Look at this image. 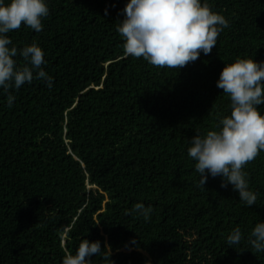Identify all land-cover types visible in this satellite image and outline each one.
Here are the masks:
<instances>
[{"label": "trees", "instance_id": "trees-1", "mask_svg": "<svg viewBox=\"0 0 264 264\" xmlns=\"http://www.w3.org/2000/svg\"><path fill=\"white\" fill-rule=\"evenodd\" d=\"M128 2L45 0L42 31L7 34L18 65L20 49L41 47L52 87L0 86V264H62L82 239L110 245L113 264H264L249 243L264 222V150L243 168L259 193L251 206L221 176L199 186L188 156L197 131H219L231 114L217 87L224 66L264 63V0H201L229 25L180 69L125 54ZM136 203L151 206L147 221L126 214ZM237 226L243 238L229 246ZM103 254L93 264H107Z\"/></svg>", "mask_w": 264, "mask_h": 264}, {"label": "clouds", "instance_id": "clouds-1", "mask_svg": "<svg viewBox=\"0 0 264 264\" xmlns=\"http://www.w3.org/2000/svg\"><path fill=\"white\" fill-rule=\"evenodd\" d=\"M107 11V10H106ZM124 19L117 27L124 39V52L135 58L143 57L148 63L160 68L180 69L199 58L201 51L208 55L217 44V38L229 21L214 12L201 0H129L123 9ZM45 0H0V86L5 92L19 89L26 82L44 80L52 87V77L41 67L44 53L35 42L19 50L26 62L18 65V49L9 45L8 33L18 30L22 24L42 31V18L48 16ZM231 100V114L220 120V130H209L205 135L199 131L191 138L188 156L193 158L199 173V186L205 187L210 174L223 178L222 187L230 183L238 191L240 200L247 206L256 204L259 193L249 189L245 165L254 161L264 150V115L258 105L264 104V63L252 57L237 58L226 64L217 81ZM14 97L8 94V106ZM151 206L136 203L131 213L139 214L147 221ZM99 223V222H98ZM243 234L239 226L227 238L229 246L239 245ZM135 243V240L132 241ZM249 243L256 253L264 252V222L252 229ZM110 259L111 247L101 248L100 241L82 239L73 254L65 253L62 264H93L92 256Z\"/></svg>", "mask_w": 264, "mask_h": 264}, {"label": "rangeland", "instance_id": "rangeland-1", "mask_svg": "<svg viewBox=\"0 0 264 264\" xmlns=\"http://www.w3.org/2000/svg\"><path fill=\"white\" fill-rule=\"evenodd\" d=\"M106 202H104V204H105Z\"/></svg>", "mask_w": 264, "mask_h": 264}]
</instances>
